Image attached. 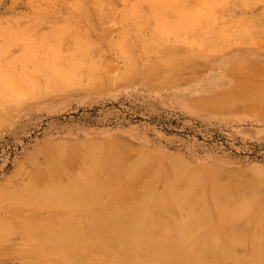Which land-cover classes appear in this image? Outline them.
Returning a JSON list of instances; mask_svg holds the SVG:
<instances>
[{"label": "bare ground", "instance_id": "bare-ground-1", "mask_svg": "<svg viewBox=\"0 0 264 264\" xmlns=\"http://www.w3.org/2000/svg\"><path fill=\"white\" fill-rule=\"evenodd\" d=\"M252 1L242 0L241 4L248 6ZM144 2H148V10L143 8ZM127 3L122 7L114 0L73 3L79 4L75 10L87 14L120 16L121 35L136 33L141 37L142 59L138 61L123 51L125 69L120 72L106 73L84 61L82 55L90 52L91 42H66L67 63L61 61L62 48L47 38L27 36L16 54L8 46L0 47V118L8 109L10 112L13 107L48 95L105 89L138 78L163 85L185 81L191 77L187 78V74L182 78L183 72L196 76L197 69L202 71L199 60L204 67L219 55L225 67L234 69L230 68V87L222 96L221 91L217 94L214 90L216 98L202 95L197 97L199 101L209 102L219 111L264 108V59L246 51L253 47L251 29L246 28H252L250 24L235 27L241 53L226 57L224 51L227 52L230 42L226 35L232 30L213 11L188 12L178 4L179 0ZM202 22L211 36L197 31ZM258 27L264 33V22ZM199 40L206 43L205 50L193 47ZM36 61L38 64L31 72L30 63ZM20 71L23 81L15 85L13 78ZM197 98L187 100L195 102ZM119 138L102 139L103 142L88 139L71 145L74 151L69 154L80 164L76 166L78 170L62 154L67 151L65 144L43 149L52 152L46 172L39 173L43 175L42 184H35L39 180L33 178L34 185L30 183L21 190L33 192L24 200L26 206L0 211V257L16 255L22 264H264V257L261 260L262 256L259 258L253 252L261 244L258 246L251 237L252 203L243 204L249 198L229 203L232 197H238L231 191H240L233 187L235 182L249 177L250 168L237 171L235 165L234 171L232 167L226 171L223 166L194 164L183 153L178 156L171 151H143L144 155L134 157L129 146L133 141L126 143ZM56 150L59 154L53 153ZM224 176L230 177L224 180ZM1 191L17 189L0 184ZM213 198L216 203L212 204L209 200Z\"/></svg>", "mask_w": 264, "mask_h": 264}, {"label": "rangeland", "instance_id": "rangeland-1", "mask_svg": "<svg viewBox=\"0 0 264 264\" xmlns=\"http://www.w3.org/2000/svg\"><path fill=\"white\" fill-rule=\"evenodd\" d=\"M85 1L0 0V47L8 46V49L16 54L25 44L27 36L33 35L38 39L47 38L52 44L62 48L61 54L64 56H61V61L67 63L68 58L65 56L69 55V45L66 42H91L90 52L82 57L86 63L97 65L106 73H117L125 69L123 51L140 61L144 49L141 37L136 33H127L122 36L120 16L87 14L84 10L74 9L79 5L73 4L74 2L81 4ZM127 1L138 0H114V3L122 7L129 4ZM241 1L179 0L178 4L188 12L190 10H195L193 12H197V10L213 11L218 20L227 22L228 28L232 31L226 35L230 39L227 52L224 51L226 57H233L235 54L238 56L241 53L238 49L240 41L235 27L244 23L250 24L252 28H246L251 29L253 47L247 48L246 51L260 55L264 59V33L258 27V24L264 22V0H253L248 6L242 5ZM66 4L67 6H65ZM144 5V9L150 8L148 2H144ZM46 10L48 14H43V11ZM197 31L211 36L206 32L205 22L199 25ZM193 47L201 51L205 50L207 46L205 42L199 40L193 43ZM221 56L214 58L215 60L212 59V63L206 62L207 67L205 65L202 67L203 62L199 60L200 64L198 65L202 71L197 70L200 75L196 73L194 75L198 76L192 77L190 71L183 72L182 78H186L187 74V78H192L184 79L185 81L163 85L159 81H153V83L144 78H138L122 82L123 84L117 83V85L114 84L105 87V89L48 95L40 100H31L18 107H13L10 112L8 109L4 113L6 116L3 115L0 118V121L3 120L2 123L0 122V184L16 188L17 191L0 192V211L5 213L9 209H18L25 205L27 202L24 200L29 199L30 193L33 192L21 190L29 186L30 183L34 185L33 178L39 180V182L34 181L35 184L39 185L43 182L42 177L50 165L48 162L50 161V152H52L46 151L47 146L65 144L67 151H63L62 154L65 155V158L67 156V160L73 161L74 170H78L80 164L75 161L74 156H70L74 151L71 145L88 139L90 142L93 140L103 142L102 139L107 141L124 135L119 139H125L126 143L133 141L134 147L133 144L129 145L128 143V145L130 148L132 146L131 152L134 157L144 155L143 151L144 153H148V151L155 153L158 150V152L166 154L171 151L172 155L181 156L183 153L182 156L190 159L194 164L202 162L209 166H223L226 171H231L235 165V168H238L237 171L250 168L251 174H248L249 177L245 176L247 179L243 177L235 182L236 185L233 187L237 186L236 188H239L240 191H231L238 197H235L234 200L232 197L229 203L233 205L237 199L245 198H249V202L243 204L252 203V220L254 222L250 225L251 237L257 241L258 246L261 244V248L259 246L253 252L259 258L262 256L261 260H263L264 108H256L251 111L219 108L221 110L219 111L209 102L200 100L203 102L202 104L197 98L202 95L216 98L220 91L219 95L222 96L230 87V73L234 69L225 67L223 59H220ZM37 64V61L30 63L31 72L34 71ZM18 69H21L20 64ZM206 73H208L207 76ZM13 81L15 85H19L23 81L21 71L18 76L13 78ZM214 90L217 94L214 93ZM193 96L197 98L195 100L197 103L187 100L188 97ZM207 107L210 108L207 110ZM5 121L6 124H4ZM134 142L140 147L138 146V148ZM55 147L54 145L53 149ZM155 147L158 148L155 149ZM57 151L53 153L59 154ZM134 152L136 153L134 154ZM257 163H260V166H255ZM251 167L255 170H252ZM16 169L17 174H15ZM257 170L259 171L257 172ZM261 170L262 172H260ZM37 171L39 172L37 173ZM41 171L43 172L42 176L39 174ZM251 175L258 179L252 178ZM228 177L230 176H224L223 179L226 180ZM247 180L253 185H250L251 183H248ZM227 190H229L228 186ZM256 191L259 192H257L258 195L256 194L258 199L255 202ZM209 194L211 193L209 192ZM209 201L212 204L213 201L216 203L214 198ZM27 206L29 205L27 204ZM255 229L259 234L262 232L260 237ZM257 237L259 238L257 239ZM19 239L16 238L17 241ZM239 250L242 251L243 248ZM0 264H22V261L16 255H4L0 257Z\"/></svg>", "mask_w": 264, "mask_h": 264}]
</instances>
